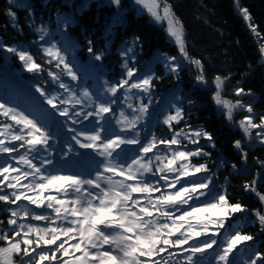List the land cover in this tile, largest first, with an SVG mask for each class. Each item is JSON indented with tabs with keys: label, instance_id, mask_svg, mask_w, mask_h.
I'll list each match as a JSON object with an SVG mask.
<instances>
[{
	"label": "snow or ice",
	"instance_id": "obj_1",
	"mask_svg": "<svg viewBox=\"0 0 264 264\" xmlns=\"http://www.w3.org/2000/svg\"><path fill=\"white\" fill-rule=\"evenodd\" d=\"M234 3L251 32L264 40L248 8L239 7V0ZM134 4L153 22L166 24V34L178 49V55L160 53L155 62L177 81L185 67H194V84L203 90L214 87V103L247 140L237 139L233 144L246 162L251 145L258 142L264 146V114L255 112L252 100L245 103L242 99L252 97V90L239 86L238 81L236 99H230L225 95L230 73H217L209 81L204 61L189 53L184 24L169 0H134ZM107 5L123 17L121 0H107ZM29 12L32 16L30 8ZM7 15L12 26L22 31L17 13L9 8ZM73 22L70 15H58L56 32L62 36L61 42L45 23L34 27L38 35L29 47L0 42V50L13 54L25 71L36 75L46 72L50 78L46 83L62 90L50 91L35 84V92L49 106L36 110L0 99V156L8 157L0 162V202L9 206L7 228L0 232V264H264L261 251L252 252L247 259H234L241 246L247 247L256 239L242 231L248 223H258L264 235V191L258 187L264 182V161H259L256 176L242 185L245 192L258 198L261 207L249 209L240 200L233 203L230 185L217 183L207 159L193 162L195 158H211L201 140L212 148L215 141L211 133L202 127L193 129L185 121L179 91L169 101L172 110L163 115L171 137L142 136L139 126L153 102L154 81L162 77L151 67L141 72L134 66L139 37L120 51L124 71L117 81L104 80L95 91L65 82L64 77L81 79L74 67L75 58H68L76 47L67 36ZM87 43L92 60L102 61L105 52H94L93 42ZM258 50L264 57V43ZM118 101L131 115L125 107L116 115ZM241 110L247 114L235 120L234 114ZM58 117L81 125L79 130L69 127L71 140L90 150L79 154L86 164L74 163V172L66 173L54 164L57 133L53 129L64 126ZM85 121L89 126H84ZM181 121L185 126L176 130ZM73 151L69 143L62 156L69 157ZM216 163L222 167L226 161ZM231 168L241 175L249 171L235 163ZM237 214L244 217L243 223ZM248 214L253 221L247 219Z\"/></svg>",
	"mask_w": 264,
	"mask_h": 264
},
{
	"label": "trees",
	"instance_id": "obj_2",
	"mask_svg": "<svg viewBox=\"0 0 264 264\" xmlns=\"http://www.w3.org/2000/svg\"><path fill=\"white\" fill-rule=\"evenodd\" d=\"M35 1L34 5H37L38 11L44 17H49L52 25L55 26L58 15L72 16L74 22L69 26L71 32H77L82 42L87 38H92L95 48L99 43L101 48L107 46L119 60L120 47L130 45L134 37H139V46L134 49L135 55H138L134 66L141 72L147 70L146 58H150L156 50H169L173 54L178 52L177 47L166 34V24L159 25L153 22L145 12L138 14L136 10L129 9L123 19L119 21L118 16L112 12V6L103 4L99 0H74L73 5L72 0H45L46 9L41 7L40 0ZM169 2L184 24L190 55L204 61L209 81L217 73L221 75L230 73L231 76L226 82L225 95L230 99H236L234 88L239 81V86L246 90L251 89L253 92L252 97H242L244 102L252 100L255 112L264 114V57L258 50L264 40L259 39L251 32L234 0H169ZM239 7L248 8L252 22L264 35V0H239ZM14 8L17 13V23L22 28L21 31L14 27L16 30L15 41L19 43L20 41H17L16 38L20 39L21 35L26 37L29 32L25 29L26 12L21 8L15 6ZM4 16V8L0 6L1 23L6 22ZM142 60L145 61L142 62ZM132 63L131 61L130 64ZM10 67L9 54H2L0 50V73L9 72ZM153 70L162 79L154 81L153 102L149 109L154 108L160 112L172 100L173 93L179 91L183 99L182 107L186 110L185 121L193 129L202 127L212 134L215 141V148H212L204 140H201L205 150L211 153V158H195L193 162L202 163L207 159L210 168L216 173L217 183L230 185L228 193L233 203L240 200L249 209L260 208L261 204L258 198L252 193L245 192L242 185L246 180L251 181L256 176L257 170L261 168L259 161H264V146L258 142L251 145L248 148L247 161L241 160L240 154L233 144L237 139L247 143L246 138L237 127L226 120L214 103L212 99L214 87L203 90L194 84L196 74L194 67H185L180 74V81L168 74L161 64ZM22 78L31 85H35L34 80L39 79L35 74H25ZM189 101H193L194 104L190 105ZM144 102L147 103V98ZM170 110L172 109L169 108ZM246 114L242 110L238 111L234 114V119L239 120ZM162 121L163 117L158 119L157 116L150 133H154L157 137L170 138L171 133ZM185 121L176 125V130L184 127ZM146 122L147 117L139 127L145 128ZM220 159L226 161L225 166L221 167L216 163ZM4 160L6 158L0 161ZM233 163L238 168L248 169V173L246 175L234 173L231 168ZM258 187L264 191V182L258 184ZM7 207L9 206L0 202V221H4V223H0V232L7 228ZM237 218L243 223L244 217L241 214H237ZM247 219L253 221L254 217L248 214ZM233 222L235 223V221ZM242 231L254 235L256 239L254 242H250L247 247L241 246L234 259H247L254 251L264 252V235L260 234L258 223L250 222L242 228Z\"/></svg>",
	"mask_w": 264,
	"mask_h": 264
},
{
	"label": "rangeland",
	"instance_id": "obj_3",
	"mask_svg": "<svg viewBox=\"0 0 264 264\" xmlns=\"http://www.w3.org/2000/svg\"><path fill=\"white\" fill-rule=\"evenodd\" d=\"M102 1L107 2V0H102ZM121 3L123 5H125L126 7L128 6V3H126L125 0H123ZM130 3H132L133 6H137V5L134 4V0H130ZM137 8H138V6H137ZM138 11L140 12L139 8H138ZM116 13H117V9H116ZM123 15H125V12H123ZM159 25H161V24H159ZM135 48H137V47H135ZM160 53H167L169 55H178V52H176L175 54H173L169 50H164V51L156 50L155 52H153V54L150 56V58H148V57L146 58L147 59V63L145 65L147 67H151L152 69L156 68L158 66V63L155 62V57L157 55H159ZM136 56H138V55H136ZM143 61H145V60H142V62Z\"/></svg>",
	"mask_w": 264,
	"mask_h": 264
}]
</instances>
